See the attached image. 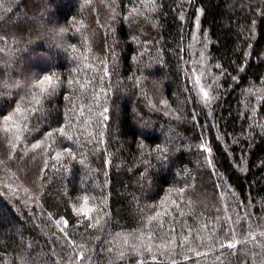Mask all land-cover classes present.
<instances>
[{
    "label": "trees",
    "instance_id": "1",
    "mask_svg": "<svg viewBox=\"0 0 264 264\" xmlns=\"http://www.w3.org/2000/svg\"><path fill=\"white\" fill-rule=\"evenodd\" d=\"M0 264H264V0H0Z\"/></svg>",
    "mask_w": 264,
    "mask_h": 264
},
{
    "label": "snow or ice",
    "instance_id": "2",
    "mask_svg": "<svg viewBox=\"0 0 264 264\" xmlns=\"http://www.w3.org/2000/svg\"><path fill=\"white\" fill-rule=\"evenodd\" d=\"M45 80H47V81H49V82H51L52 81V77L51 76H47V77H45L44 78ZM44 81H41V83H43ZM205 95H207V93H205ZM6 119H8L9 117H5ZM33 147H39V145H34ZM154 219V218H153ZM234 245H231V244H229V245H227V247H233Z\"/></svg>",
    "mask_w": 264,
    "mask_h": 264
},
{
    "label": "bare ground",
    "instance_id": "3",
    "mask_svg": "<svg viewBox=\"0 0 264 264\" xmlns=\"http://www.w3.org/2000/svg\"><path fill=\"white\" fill-rule=\"evenodd\" d=\"M114 8V7H113ZM55 31V30H54ZM53 31V32H54ZM58 34V33H57ZM55 35H56V33H55ZM14 36V35H13ZM16 36V35H15ZM16 38V37H15ZM34 60V59H33ZM210 70V69H209ZM17 108V107H16ZM22 112V111H21ZM23 113V112H22ZM14 147V146H13ZM47 150V149H46ZM17 157V156H16ZM9 181H11V180H9ZM8 183H10V182H8ZM11 184V183H10ZM18 184H20V183H18ZM22 185V184H21ZM6 187V186H5ZM6 198V197H5Z\"/></svg>",
    "mask_w": 264,
    "mask_h": 264
},
{
    "label": "rangeland",
    "instance_id": "4",
    "mask_svg": "<svg viewBox=\"0 0 264 264\" xmlns=\"http://www.w3.org/2000/svg\"><path fill=\"white\" fill-rule=\"evenodd\" d=\"M20 229V228H19Z\"/></svg>",
    "mask_w": 264,
    "mask_h": 264
}]
</instances>
